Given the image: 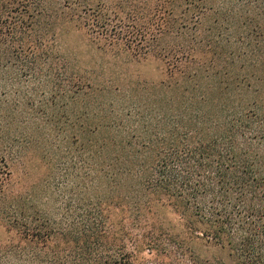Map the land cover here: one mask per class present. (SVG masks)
Listing matches in <instances>:
<instances>
[{"label":"trees","instance_id":"1","mask_svg":"<svg viewBox=\"0 0 264 264\" xmlns=\"http://www.w3.org/2000/svg\"><path fill=\"white\" fill-rule=\"evenodd\" d=\"M43 2L12 7V0L0 1V66L51 64L52 18ZM60 2L61 14L102 46L123 47L139 59L159 54L171 79L183 74L169 61L171 46L154 53L159 39L185 35V25L171 26L169 0L149 7L140 27L100 2ZM202 10L194 13L196 22ZM233 106L203 95L182 98L164 115L170 128L153 131L140 149L111 137V211L108 201L97 200L78 202V213L69 206L56 221L33 215L28 195H5L10 171L0 157V227L6 235L0 264H264V110L248 103L235 112ZM123 189L124 199L118 197ZM166 209L180 232L165 221ZM194 242L225 251L226 260H199Z\"/></svg>","mask_w":264,"mask_h":264},{"label":"rangeland","instance_id":"2","mask_svg":"<svg viewBox=\"0 0 264 264\" xmlns=\"http://www.w3.org/2000/svg\"><path fill=\"white\" fill-rule=\"evenodd\" d=\"M60 1L43 2L52 18L51 64L29 70L0 66V157L10 171L5 195H28L33 215L56 221L69 206L78 213V202L97 200L108 201L111 211V137L129 143V150L140 149L153 131L170 128L164 115L182 98L232 101L235 112L248 103L264 110V0H169L171 26L175 31L185 25V35L159 39L154 53L172 47L169 61L183 71L175 79L159 54L139 59L131 50L93 40L61 14ZM159 1L93 3L140 27L143 13ZM12 2L13 7L27 0ZM126 196L124 189L118 195ZM166 211L165 221L180 232L177 217ZM5 236L0 227V240ZM192 246L199 260H226L216 247Z\"/></svg>","mask_w":264,"mask_h":264}]
</instances>
